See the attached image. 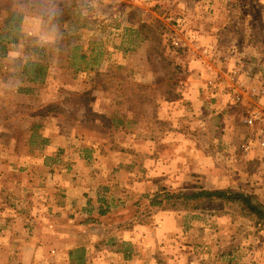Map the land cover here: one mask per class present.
<instances>
[{"label": "rangeland", "instance_id": "374dc122", "mask_svg": "<svg viewBox=\"0 0 264 264\" xmlns=\"http://www.w3.org/2000/svg\"><path fill=\"white\" fill-rule=\"evenodd\" d=\"M130 1L0 0V44L5 46L4 52L0 50V184L17 181L35 188L33 193L40 190V200L50 206L49 211L67 199L87 201L88 209L91 200L99 197L137 202L160 189L191 191L206 186L195 174L186 182L166 186L164 176L147 179L141 171L156 137L171 127L169 119L192 113V107L180 101L181 89L192 82L184 77L183 62L165 44L162 54L150 44L127 54L119 49L121 38L110 27L111 19H118L121 10L134 11ZM121 4L128 7L119 8ZM170 7L139 12L149 25L165 26V34ZM176 8L180 10L181 4ZM243 14L238 15L237 28L241 31L247 25L260 39L264 0H257ZM186 23L194 25V20ZM209 116L216 115L209 112ZM227 123L225 156L230 154V141L240 136ZM220 160L216 159L224 174L236 178L230 165ZM129 167L140 175L124 176ZM244 177L242 184L232 183L229 188L242 186ZM81 178L106 182L100 187L83 186ZM14 190L12 184L0 193L1 225L14 208L5 195ZM193 215L182 213L185 228L195 221ZM140 224L146 227L153 222ZM244 255L245 250H240V262Z\"/></svg>", "mask_w": 264, "mask_h": 264}, {"label": "crops", "instance_id": "0c3cea01", "mask_svg": "<svg viewBox=\"0 0 264 264\" xmlns=\"http://www.w3.org/2000/svg\"><path fill=\"white\" fill-rule=\"evenodd\" d=\"M130 3L141 12L170 5L177 7L180 3L183 9L191 8L194 20L191 26L200 45L236 48L246 57L257 53L253 30L251 32L246 25L240 31L232 21L234 15L242 16L252 10L257 0H133ZM170 14L173 13L167 12L165 16ZM180 94L181 104L192 107L193 114L169 119L171 127L156 137L153 153L145 158L141 171L147 179L150 175L164 176L166 186L186 182L193 174L198 176L200 184L206 185L205 189H230L232 183L242 184L245 179L242 168L231 169L237 174L236 178L226 176V171L216 161L219 147L213 145L212 152L207 148L218 126L215 116H209L208 107H203V97L193 85L188 89L183 87ZM227 121L229 117L225 118L222 130L227 128ZM125 171L124 176L140 175L134 168ZM93 180L80 179L83 186H105L106 179ZM12 184L14 193H6L4 200H11L13 215L0 224V264H70L69 253L77 249L84 250L86 264H264V230L254 233L249 222L236 218L231 212L195 213V221L189 228L182 222V213L176 211H166L156 219L153 216L149 221L153 224L146 227L134 222L129 228H108L85 222L97 215L99 199L104 197L92 199L88 209L87 201L81 204L80 200L67 199L59 206L52 205L49 211L50 206L47 208L40 200L41 191L33 193L35 188L25 183L0 184V193ZM136 187L135 183L133 188ZM104 199L111 207L135 203L117 197L112 201ZM21 208L25 212H21ZM242 249L245 255L240 262L238 254Z\"/></svg>", "mask_w": 264, "mask_h": 264}, {"label": "built area", "instance_id": "2783aa9c", "mask_svg": "<svg viewBox=\"0 0 264 264\" xmlns=\"http://www.w3.org/2000/svg\"><path fill=\"white\" fill-rule=\"evenodd\" d=\"M180 11L165 16L168 30L163 36L164 44L177 57L181 54L184 77L192 82L184 87L194 86L203 97V107L212 114H224L223 123L229 113L235 114L228 115L229 123L240 134L230 141L231 169L242 168L246 176L239 188L264 192L249 182V177L264 178V71H259L258 63L245 58L236 48L200 45L192 26L186 23L192 18L191 12ZM222 125L215 133L216 145L230 132V128L222 130Z\"/></svg>", "mask_w": 264, "mask_h": 264}, {"label": "trees", "instance_id": "16d2710c", "mask_svg": "<svg viewBox=\"0 0 264 264\" xmlns=\"http://www.w3.org/2000/svg\"><path fill=\"white\" fill-rule=\"evenodd\" d=\"M125 6L126 5L121 4L119 8H124ZM133 10L134 11L130 10L127 13H124L121 10L119 18H122V21H119V18L111 19L110 27L116 31L117 37L121 38L119 49L127 54L134 52L144 44H150L153 47L154 52L162 54L164 49V41L162 37L165 32V26L158 23L157 25H149L145 22L143 15L138 10ZM167 12L178 14V9L171 6L170 8H167ZM233 17L234 19L232 21L233 23L235 22L238 27V25H240L237 20L238 18L236 19L238 14L236 17L235 15ZM255 40L257 53L256 55H249L246 58L254 59L259 66H264V35H262L260 39ZM15 43H17V41L13 42V44ZM0 50L4 52L5 46L0 44ZM261 54H263L262 57ZM181 58V54H179L178 59L182 64L183 59ZM214 119H216L215 125L216 127L218 126V130L223 123L224 114H218ZM215 137L214 133L208 146L210 152H212L213 145H215ZM228 143L226 136H223L219 144L216 146L219 147L216 153V159H221L220 161L224 162L225 165H230L232 161V156L227 154L225 156V152L228 151ZM249 182H252L255 189L264 191L263 177H249ZM263 193L264 192H260L257 194L254 191L241 189L239 187L214 190L199 187L191 191H169L166 189H160L150 197L147 196L131 206L116 207L108 205L103 198L99 199L100 204L97 215L93 218H88L85 222L88 223L87 225L93 224L94 226L105 225L108 228H123L134 222H147L148 219L150 221L155 214L166 210H175L186 214L223 211L231 212L236 218L249 222L253 232L258 233L259 231L264 230ZM128 248L129 247H127L126 251L130 250V248ZM125 257L128 256L126 255ZM85 259L86 255L82 249H77L69 253L70 264H86Z\"/></svg>", "mask_w": 264, "mask_h": 264}]
</instances>
